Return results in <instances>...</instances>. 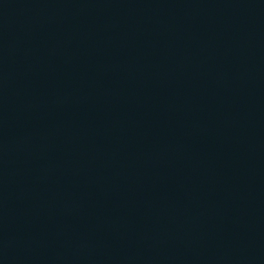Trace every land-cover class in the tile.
I'll list each match as a JSON object with an SVG mask.
<instances>
[{
    "label": "water",
    "instance_id": "1",
    "mask_svg": "<svg viewBox=\"0 0 264 264\" xmlns=\"http://www.w3.org/2000/svg\"><path fill=\"white\" fill-rule=\"evenodd\" d=\"M0 264H264V0H0Z\"/></svg>",
    "mask_w": 264,
    "mask_h": 264
}]
</instances>
